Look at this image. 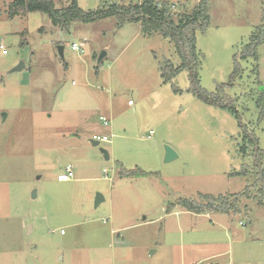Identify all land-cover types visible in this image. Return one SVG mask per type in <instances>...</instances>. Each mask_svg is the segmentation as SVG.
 I'll list each match as a JSON object with an SVG mask.
<instances>
[{"label":"rangeland","instance_id":"obj_1","mask_svg":"<svg viewBox=\"0 0 264 264\" xmlns=\"http://www.w3.org/2000/svg\"><path fill=\"white\" fill-rule=\"evenodd\" d=\"M12 1L0 0V264H264V192L252 173L253 147L240 152L239 120L194 96L188 70L163 78L161 64L181 63L175 44L143 33L140 23L119 26L115 16L77 21L69 31L42 12L11 18ZM162 1L176 20L200 2ZM78 2L85 10L101 4ZM209 14L196 45L201 85L217 93L235 55L264 25V0H209ZM239 61L240 76L222 94L236 99L256 132L264 167V42L257 60ZM20 62L25 67L12 71ZM95 134L110 140L94 145ZM166 146L178 156L166 161ZM67 163L75 177L61 182ZM245 166L249 175H231ZM123 169L150 174L120 176ZM248 185L250 197L226 213L177 204L204 202L201 193L232 202Z\"/></svg>","mask_w":264,"mask_h":264},{"label":"trees","instance_id":"obj_2","mask_svg":"<svg viewBox=\"0 0 264 264\" xmlns=\"http://www.w3.org/2000/svg\"><path fill=\"white\" fill-rule=\"evenodd\" d=\"M56 0H13L8 8V15L11 18L19 14H28L29 12L46 13L52 21V24L59 27L62 31H69L74 22L90 23L106 17H117L119 26L126 22L140 23L141 30L145 34L160 33L175 44L177 53L180 56V65L175 66L171 60H166L161 64L163 78L169 80L178 74L181 70H188L190 86L188 90L203 102L227 109L233 112L239 120L241 128L242 143L239 144V150L244 155H248V150L253 147V170L250 166L243 167L240 171L231 173V175H249L256 173V183H262V192H264V167L263 152L259 147V138L256 132L249 128L243 122L239 110L236 107L232 97L225 96L222 92L226 88L232 87L236 79L240 76L242 68L240 58L249 57L257 60V47L264 42V25L259 27L258 33H253L250 41L244 45L241 53L235 55V68L229 82L222 84L217 93L209 92L203 88L200 79V69L202 65L201 55L196 45L197 30L205 31L210 23L209 0H200L196 8L188 14L181 15L177 20L173 17L166 7L167 2L160 0H138L129 4L119 3L113 0H101L100 6L95 10L83 9L78 0L70 2L62 7H57ZM176 91H179L176 88ZM260 119H264V109L261 110ZM252 170V171H251ZM150 174L141 169L127 170L123 169L120 176H143ZM255 175V174H254ZM251 186H247L242 192L236 193L234 201L225 195L215 196L212 194H200L204 202L195 199H179L177 204L185 207L186 210L195 213L205 212H223L226 213L235 207L238 203V197H250ZM174 206V205H173Z\"/></svg>","mask_w":264,"mask_h":264},{"label":"built area","instance_id":"obj_3","mask_svg":"<svg viewBox=\"0 0 264 264\" xmlns=\"http://www.w3.org/2000/svg\"><path fill=\"white\" fill-rule=\"evenodd\" d=\"M72 49L75 50V51H82V52L84 51L82 49V46L79 43H77V42L73 43ZM131 103H132V100L129 101V104H131ZM100 120L105 125H109L110 122H111L106 116H100ZM151 132H152V130H151ZM92 139L96 140V141H99V143L102 142V141H109L110 140L108 135H100V134H95ZM74 177H75V169H74V166L71 163H67L63 167L61 172L58 173V175H57L58 180L61 181V182L71 181ZM62 232H63V230H62Z\"/></svg>","mask_w":264,"mask_h":264},{"label":"water","instance_id":"obj_4","mask_svg":"<svg viewBox=\"0 0 264 264\" xmlns=\"http://www.w3.org/2000/svg\"><path fill=\"white\" fill-rule=\"evenodd\" d=\"M58 49H59V53L60 55L63 57L64 56V46L63 45H59L58 46ZM106 55V53H102L101 56H100V60L104 58V56ZM25 67V63L24 62H20V64H18L15 68L12 69V71H15V70H22L23 68ZM92 142L94 145H98L99 144V141H96V140H93L92 139ZM102 152L104 154V157L106 159H110V154L109 152L106 150V149H102ZM178 156V154L176 153V151L170 147V146H166V161H170L174 158H176ZM104 197L102 194H98L97 196V199H96V205L98 206L101 201H103Z\"/></svg>","mask_w":264,"mask_h":264},{"label":"crops","instance_id":"obj_5","mask_svg":"<svg viewBox=\"0 0 264 264\" xmlns=\"http://www.w3.org/2000/svg\"><path fill=\"white\" fill-rule=\"evenodd\" d=\"M129 101H131V100H129ZM129 101H128V102H129ZM107 118H108V117H107ZM108 119L111 121V119H110V118H108ZM113 231H114V230H112V234L114 233Z\"/></svg>","mask_w":264,"mask_h":264}]
</instances>
